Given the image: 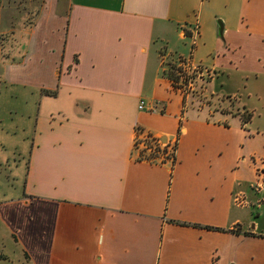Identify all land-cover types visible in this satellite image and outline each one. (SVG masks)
Instances as JSON below:
<instances>
[{
	"label": "crops",
	"instance_id": "obj_1",
	"mask_svg": "<svg viewBox=\"0 0 264 264\" xmlns=\"http://www.w3.org/2000/svg\"><path fill=\"white\" fill-rule=\"evenodd\" d=\"M65 4L45 46L29 33L7 50L23 52L22 77H40V107L21 188L0 195V238L11 243L0 257L264 264V186L252 188L264 184V0ZM186 57L209 75L184 95L172 81ZM13 65L0 63L11 84ZM14 110L0 106V122ZM1 126L3 168L13 129ZM145 138L170 156L144 157Z\"/></svg>",
	"mask_w": 264,
	"mask_h": 264
},
{
	"label": "rangeland",
	"instance_id": "obj_2",
	"mask_svg": "<svg viewBox=\"0 0 264 264\" xmlns=\"http://www.w3.org/2000/svg\"><path fill=\"white\" fill-rule=\"evenodd\" d=\"M65 2L66 0H0V63L14 64L12 68L14 84L9 83L5 76L0 78V106H5L9 101V105H13L15 108L13 119L9 118V120L5 119L4 122H0V127H2L1 125L6 127L8 124L9 129H13V134H9V154L11 155L13 151L14 155L13 164L10 158L9 166L0 168V195L6 191L15 193L21 188L20 177L23 172V160L32 138L34 116L40 107L39 97L34 99L37 95V87L33 84L40 77L34 71L29 76L22 77L23 72L20 64L24 57L23 52L17 50L13 56H10L7 50L16 47V43L13 42L15 41L14 37L18 38L21 35V38L25 37L26 40L29 33H32V36L36 38V46H45L44 37L54 34L52 27L56 26L55 16L64 15ZM49 16L53 18L51 21L47 19ZM19 50L21 49L19 48ZM177 62L175 61L173 67L174 74L178 70ZM28 67L27 64V69ZM3 68L1 67L0 70L3 71ZM27 79H32L31 84L26 82ZM38 89L43 94L51 95L53 93V90L44 87H38ZM197 91L198 88H195L193 94ZM1 130L4 131V129L0 128V137L5 135ZM252 216H254L253 213L250 218ZM10 246L9 239L0 238L1 254H8V251H11ZM7 257H0V264L17 263L14 253L10 258Z\"/></svg>",
	"mask_w": 264,
	"mask_h": 264
},
{
	"label": "built area",
	"instance_id": "obj_3",
	"mask_svg": "<svg viewBox=\"0 0 264 264\" xmlns=\"http://www.w3.org/2000/svg\"><path fill=\"white\" fill-rule=\"evenodd\" d=\"M177 67L178 70H176L175 79L172 81V85L174 88H176L179 92H181L184 95H187L194 91L195 89V81L199 78H203V76H198L201 73L208 76L209 72L208 70L203 69V71L200 70V66L195 65L192 63V60L188 57L186 58H178L177 60ZM138 108H143V102L140 101L138 104ZM154 141L153 145L151 143H147V140ZM160 141L158 139L152 140L145 138L144 143L142 145L144 146L145 151L147 154L144 157H150V158H158V157H165L168 158L170 156V153L172 152V148L169 150H163L160 145ZM261 173H264V169H261ZM264 186L262 182H256L252 185V188L255 190H259ZM244 202L243 195L241 193H238L234 195V203L241 205Z\"/></svg>",
	"mask_w": 264,
	"mask_h": 264
},
{
	"label": "water",
	"instance_id": "obj_4",
	"mask_svg": "<svg viewBox=\"0 0 264 264\" xmlns=\"http://www.w3.org/2000/svg\"><path fill=\"white\" fill-rule=\"evenodd\" d=\"M221 30H222V28H221V25L219 24V29H218L219 34L221 33ZM160 140L163 141L164 140V136L161 137Z\"/></svg>",
	"mask_w": 264,
	"mask_h": 264
},
{
	"label": "trees",
	"instance_id": "obj_5",
	"mask_svg": "<svg viewBox=\"0 0 264 264\" xmlns=\"http://www.w3.org/2000/svg\"><path fill=\"white\" fill-rule=\"evenodd\" d=\"M47 95H49V94H47ZM52 95H55V91H53V93L51 94V96H52Z\"/></svg>",
	"mask_w": 264,
	"mask_h": 264
}]
</instances>
